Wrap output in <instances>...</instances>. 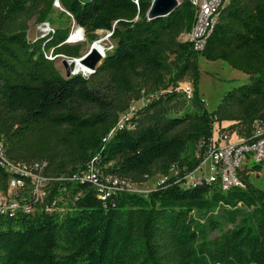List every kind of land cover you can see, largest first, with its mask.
Here are the masks:
<instances>
[{
    "label": "trees",
    "instance_id": "1",
    "mask_svg": "<svg viewBox=\"0 0 264 264\" xmlns=\"http://www.w3.org/2000/svg\"><path fill=\"white\" fill-rule=\"evenodd\" d=\"M56 1L89 41L113 32V49L88 78H67L46 58L82 56V45L66 43L70 28L28 39L31 20L53 21ZM153 1L0 0V140L13 163H46L44 201L17 197L20 209H0V264H264V184L245 177L244 188L224 192L183 181L218 124L247 137L264 118V0H233L201 52L179 40L194 23L191 2L150 20ZM200 58L251 79L212 113L199 95ZM186 78L191 99L177 91ZM157 94L132 128L108 138L132 99ZM94 164L137 188L157 174L168 180L104 201L81 179ZM13 178L21 177L0 165V182Z\"/></svg>",
    "mask_w": 264,
    "mask_h": 264
},
{
    "label": "built area",
    "instance_id": "2",
    "mask_svg": "<svg viewBox=\"0 0 264 264\" xmlns=\"http://www.w3.org/2000/svg\"><path fill=\"white\" fill-rule=\"evenodd\" d=\"M189 1L195 10L194 23L188 32L181 35L179 40L183 43L189 42L193 44L194 49L201 52L204 50L207 40L212 35L215 27L233 0ZM135 2L136 4H139V0H135ZM178 2L180 1L178 0ZM55 7L62 9L59 1L55 2ZM68 15L71 16L69 13ZM42 26L44 27L42 28L40 38H45L55 32V29H51L48 23H43ZM75 30H78L81 34L79 38L72 41L73 32ZM102 32L107 34L108 40L113 36L112 31ZM85 34V30L79 27L74 21V27L70 30L66 43L78 44L82 41ZM96 44L98 43H95V45ZM99 47L101 48V59H103L106 56V53L113 49L114 43L109 40L107 46L103 47L99 44ZM61 56L65 57L64 55L55 54L54 50L46 52V58L53 62ZM92 72L94 73L95 70L90 69V73ZM72 75L77 74L73 73ZM177 91L181 92L187 99H191L194 94V86L192 84L179 83ZM156 97H158V94L147 96L146 103H149ZM135 111L134 108L127 111L121 120L118 121L116 127L108 138H110L116 130L124 129L125 127L132 128V119L134 118ZM233 135L237 138L236 140H233ZM196 158L198 160V166L184 176L183 181L186 186L198 187L217 184L224 192H228L233 188H244L245 185L242 179V173L248 170L247 164L252 161L256 164L264 163V118L257 119L253 123L251 132L247 137H241L236 130L228 131L224 129L219 133L215 132L210 143L196 152ZM244 164H246L245 168H243ZM0 165L9 173L17 174L21 177L10 180L9 184L11 188L18 189L24 187L27 183L24 178H28L35 183V195H37L36 192H38L40 186H42V190H44L43 186H45V184H41V181L44 180L42 172L46 167V163H40V165H37L36 169L42 171L39 175L33 174V172H30L28 164H16L8 159L5 145L2 140H0ZM81 179L92 182L100 191V197L104 201L115 191H128L144 195L150 193L149 190H135L132 188V184L128 183L127 180L115 176L106 177L102 175L95 164L88 168V170L81 176ZM167 180L168 178H162L158 183V186L163 185ZM43 194L45 195L44 192ZM0 209H2L3 212H15L20 209V204L12 202L5 206H0ZM24 209L30 211V207H24Z\"/></svg>",
    "mask_w": 264,
    "mask_h": 264
},
{
    "label": "rangeland",
    "instance_id": "3",
    "mask_svg": "<svg viewBox=\"0 0 264 264\" xmlns=\"http://www.w3.org/2000/svg\"><path fill=\"white\" fill-rule=\"evenodd\" d=\"M182 2L183 0H179ZM57 12L53 18V21H48L45 23H48L51 29H56L58 27H65V28H70V30L73 29L74 27V21L69 20V15L67 14L65 17H60V13L63 11L61 8H57ZM42 24L36 23L35 19L31 20L29 22V32H28V39L30 41L37 40V38H40L42 34ZM112 42V38L109 39ZM109 40L107 39V34L104 32H99L98 33V38L91 42L87 39L86 34L84 35L82 41L78 44H72V45H82L83 50H82V56L80 58H73L72 57H58L55 59V64L59 71L63 74L66 75V67L64 65V62L66 61L68 65H70L73 61L75 60H81L84 59L88 54L91 52L92 48L94 47L95 43L100 44V46H107L109 44ZM107 44V45H106ZM100 51V50H98ZM87 68V67H86ZM90 70V68H87ZM93 70V69H91ZM76 73V69L74 71ZM95 73V72H94ZM92 73H81L77 72L76 74H81L85 77H90L91 75L94 74ZM73 74V73H72ZM251 81L250 77L232 69L230 66L225 64L222 61H216V62H211L207 61L203 58H200L199 60V95L201 99L204 100L206 104V108L208 109L209 112H214L218 109L220 104L222 103L223 97L226 93L230 92L231 90L242 86L249 84ZM182 84H192L194 86V82L190 78L184 79ZM194 91H195V86H194ZM147 96H141V98L137 99H132L129 104V111L130 109L134 108L136 111L134 113V119L138 120L142 116V111L143 108L147 105L146 103ZM183 110V107H177L174 109V112L181 113ZM120 113L119 115V120L123 117L125 113ZM229 122H223L217 125L221 130H224L229 126ZM241 128V127H240ZM239 128V129H240ZM233 140H236L237 138L233 135L232 136ZM253 161L251 163L247 164V171L242 173V178H247L249 180H252L255 182L257 185L264 184V172H253L251 171L252 167L255 165ZM37 165H40V161H35L32 162L29 165L30 172H33V174H40L42 171L36 169ZM246 164L243 165V168H245ZM162 180V176L157 174L155 175L152 179L148 180L146 183H143L140 188H137V182H133V180L129 179L127 180L130 184L132 183L135 190L138 189H144V190H153L158 186V183ZM31 183H26L24 187L18 188V189H13L11 188L10 184L5 185L4 183L0 182V206H5L7 204H10L12 202H15L17 197H21V199L25 198H36L39 200L41 203L44 201V190H42V186L39 187V190L37 195L34 193V185L35 183L31 180H29ZM46 179L44 178L43 181H41V184H45ZM44 187V186H43ZM40 203V204H41ZM39 204V205H40Z\"/></svg>",
    "mask_w": 264,
    "mask_h": 264
},
{
    "label": "water",
    "instance_id": "4",
    "mask_svg": "<svg viewBox=\"0 0 264 264\" xmlns=\"http://www.w3.org/2000/svg\"><path fill=\"white\" fill-rule=\"evenodd\" d=\"M181 3L178 0H154L152 6L147 14L148 18L158 19L169 16ZM102 58L101 53L98 49L92 48L91 52L84 59L75 60L70 65L65 61L64 65L66 67V77L69 78L72 76L76 69V61L80 62L81 65L90 68L96 69Z\"/></svg>",
    "mask_w": 264,
    "mask_h": 264
},
{
    "label": "bare ground",
    "instance_id": "5",
    "mask_svg": "<svg viewBox=\"0 0 264 264\" xmlns=\"http://www.w3.org/2000/svg\"><path fill=\"white\" fill-rule=\"evenodd\" d=\"M80 32H78V30H75L74 32H73V39H72V41L73 40H75V39H77V38H79L80 37ZM94 48L95 49H98V50H101V48L99 47V45L98 44H96L95 46H94ZM100 52V51H99ZM76 63V73L77 72H83V73H90V70L89 69H87L85 66H83V65H81V63L80 62H78V61H76L75 62Z\"/></svg>",
    "mask_w": 264,
    "mask_h": 264
}]
</instances>
